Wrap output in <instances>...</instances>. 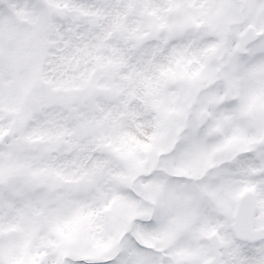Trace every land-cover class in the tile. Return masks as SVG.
Instances as JSON below:
<instances>
[{"label": "snow or ice", "instance_id": "6c2138e0", "mask_svg": "<svg viewBox=\"0 0 264 264\" xmlns=\"http://www.w3.org/2000/svg\"><path fill=\"white\" fill-rule=\"evenodd\" d=\"M0 264H264V0H0Z\"/></svg>", "mask_w": 264, "mask_h": 264}]
</instances>
